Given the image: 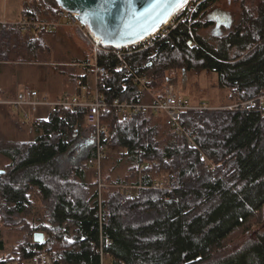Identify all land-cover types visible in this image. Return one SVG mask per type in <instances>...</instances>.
Here are the masks:
<instances>
[{
  "label": "trees",
  "instance_id": "16d2710c",
  "mask_svg": "<svg viewBox=\"0 0 264 264\" xmlns=\"http://www.w3.org/2000/svg\"><path fill=\"white\" fill-rule=\"evenodd\" d=\"M209 5L196 7L191 20L186 15L176 22L177 13L165 37L125 60L149 79L158 95L170 74L207 70L217 74L230 101L253 99L264 91V0L245 7L233 30L215 43L199 33L209 26L201 20ZM58 10L54 0H22L19 16L55 19ZM47 32L0 28V60H9L10 53L32 52L37 36ZM95 58L106 69L98 86L106 101L145 100L128 71L117 69L111 50ZM93 60L94 55L81 61L86 72ZM19 90L0 94V99H14ZM85 114L84 108L49 110L45 118L32 119L37 132L33 140L1 149L10 163L0 169V221L20 227L25 236L2 254L0 264L23 263L39 252L60 264L99 263L91 249L99 237L97 172L87 164L95 154L94 130ZM180 120L193 143L177 139L161 113L138 114L123 122L113 108L101 111L106 148H119L115 161L130 164L124 176H102L103 230L111 239L108 264H264V234L253 231L241 247L233 246L263 219L264 115L242 109L188 110ZM202 156L214 164L213 170ZM111 158L105 152L101 171ZM155 160L159 171L172 167L178 172V189L143 188L130 200L113 186L136 183L146 162L150 165L142 182L149 186ZM89 169L95 174L90 181ZM15 215L22 216L18 222L12 219ZM35 233L43 241H35Z\"/></svg>",
  "mask_w": 264,
  "mask_h": 264
},
{
  "label": "rangeland",
  "instance_id": "374dc122",
  "mask_svg": "<svg viewBox=\"0 0 264 264\" xmlns=\"http://www.w3.org/2000/svg\"><path fill=\"white\" fill-rule=\"evenodd\" d=\"M196 1L197 0H190V2L186 4V8H184L185 11H191L196 6ZM259 1L260 0L216 1L214 7H210L207 11L203 12L201 20L203 22H208L209 26L200 29L199 33L209 39L210 42L215 43L217 38L233 30L235 24L241 20L245 7L248 6L247 8H252V6ZM21 2L22 0H7L4 3V1L0 0V12L3 13V8L8 6L10 9L7 10V14H9L11 19H15L10 15H16V12H18L17 9L19 10L18 13H20ZM11 4H15L16 9H14ZM182 11L183 9L181 8L179 12ZM211 16H213V18ZM213 19L220 22L218 27L215 26ZM13 43L17 44V41ZM35 44L37 47H35L32 52L23 50L20 54L10 53L9 60H0V94H11L13 91H17L26 86L43 91L50 97H55L65 92L74 94L78 89L76 85L79 84L82 79H84L88 85L93 84L91 76L80 64L82 60L93 57L94 53L92 42L82 31L75 27L64 25L51 32L38 35ZM20 48L21 46L19 45L18 49ZM18 58L24 59L18 60ZM171 79L175 80L177 84H175L176 89L180 95L193 103L205 101L215 106L233 102L229 100V94L223 97L224 91L220 89L216 83L217 74L215 72L202 70L198 73H186V71H179L175 75L170 74L169 80ZM145 100H148V98L145 97ZM227 100H229V102H227ZM48 111V108L40 107L33 118H45ZM32 119L24 120L21 114L14 108L8 105H0V169L6 168L10 163V159L2 154V148L10 143L31 141L36 137L37 132L31 122ZM120 151L119 148L115 147L106 148L105 152L110 155L112 154L113 158L104 162L107 164V170H105V165L103 171H100L101 177L107 173L113 178L127 174L130 164L126 160H120L119 162L115 161ZM109 167L112 168L108 170ZM152 174L156 175V173ZM94 175L93 171H91L90 174L86 172V179L90 181ZM96 175L98 178V173ZM139 179L140 174L138 172V180ZM137 183L138 181L134 184ZM132 184V182L125 183V185ZM20 217L22 216L15 215L12 219L14 222H18ZM0 219L2 218L0 217ZM253 231V235H255V233L264 234V210L262 222L258 225H254L252 230L246 235H240L235 243H233V246L236 248L241 247L243 242L252 236L250 234ZM24 236L25 232L20 227L0 221V239L5 243V252H8V250L10 251L12 247L21 242ZM41 239L40 241H43V235ZM5 252L0 251V256L5 254Z\"/></svg>",
  "mask_w": 264,
  "mask_h": 264
},
{
  "label": "built area",
  "instance_id": "2783aa9c",
  "mask_svg": "<svg viewBox=\"0 0 264 264\" xmlns=\"http://www.w3.org/2000/svg\"><path fill=\"white\" fill-rule=\"evenodd\" d=\"M5 1V0H3ZM190 2V0H189ZM197 5L191 11H185L186 5L182 7L183 11L178 12L180 17L177 20L183 19L186 15L191 20L192 13L196 9ZM175 16L171 18L164 26L155 31L150 36H147L143 40H139L136 43L125 45L122 47H107L100 43L95 42L88 27L81 22L76 13L59 8L55 19H38L33 15L18 16L15 19H11L7 14H0V28L9 26L12 29L19 30L21 32H36L40 30L52 31L61 26H72L82 31L92 42L94 50V60L91 67L88 70V74L93 80L92 85H88L87 82L80 83L77 91L74 94L62 93L56 97H49L46 94H41L39 91L33 88H22L18 91L14 99L3 100L0 99V105H8L13 107L23 117L24 120L32 119L33 115L38 111L40 107H46L49 110L56 108H67L75 110L77 108H84L86 110L85 119L88 124L93 127V143L95 148V154L93 157L87 160V164L90 167L96 169L98 173L97 178V192H98V241L91 247L93 253L98 256V264H108L107 257L109 253L106 250L107 245L111 243V239L108 234L103 230V216H102V189L104 183L101 180L100 175L102 163L105 158L106 145L103 142V136L106 131V127L101 121V111L105 108L111 107L119 115V118L123 122L129 121L134 115L149 114V113H161L164 117L165 124L172 130L177 139H185L190 143H193L191 136L186 131L181 123L180 115L183 111L190 110H212V109H229V110H254L264 115V91H261L257 97L250 100H234L233 102L216 107L208 104L205 101L193 103L187 98L181 96L176 85L167 81L164 85L162 93L158 95L151 87L149 79L140 75L132 70L125 60V56L131 54L137 50H141L152 45L154 42L162 39L172 28V22ZM112 51L118 59V70H127L128 75L137 88L144 92V95L148 100L144 101H130L120 100L117 98L111 101H106L98 90L99 85H103V74L106 73L104 66L99 65L96 62V54L100 51ZM91 89V94L87 91ZM143 153V150H140ZM206 160L211 170L214 169V164L207 160L205 156H202L200 160ZM155 166L154 172L156 175L149 186H146L142 182L143 173L148 170L150 163L146 162L140 165L139 174L140 179L137 184L132 185H113L120 188L124 195L133 200L138 196L139 192L143 188H151L154 190L171 192L179 188L178 172L169 167L168 171L162 172L158 170L160 162L155 160L152 163ZM167 164H170L167 161ZM5 264H60L55 263L50 254L46 252H39L33 255L23 263L9 262Z\"/></svg>",
  "mask_w": 264,
  "mask_h": 264
},
{
  "label": "water",
  "instance_id": "95a60500",
  "mask_svg": "<svg viewBox=\"0 0 264 264\" xmlns=\"http://www.w3.org/2000/svg\"><path fill=\"white\" fill-rule=\"evenodd\" d=\"M59 8L76 13L89 29L92 39L107 47H122L143 40L164 26L179 10L176 0H160L161 8L146 13L155 0H54ZM165 5H169L159 18ZM143 14V15H142ZM35 233V241L42 240Z\"/></svg>",
  "mask_w": 264,
  "mask_h": 264
},
{
  "label": "crops",
  "instance_id": "0c3cea01",
  "mask_svg": "<svg viewBox=\"0 0 264 264\" xmlns=\"http://www.w3.org/2000/svg\"><path fill=\"white\" fill-rule=\"evenodd\" d=\"M3 1V0H2ZM7 0H5L4 1V3L6 2ZM12 5V7H14V9H16V5L15 4H11ZM5 7V6H4ZM3 9H4V11H3ZM2 9V11H3V13L4 14H7V10L8 9H10V8H8V6L6 7V8H3ZM209 8H207L205 11H207ZM17 11L19 12V10L17 9ZM204 11V12H205ZM18 12H16L17 14L16 15H14V16H12V15H10L11 17H14V18H17L18 16H19V13ZM0 14H2L1 12H0ZM212 15H215V14H212ZM7 16L9 17V14H7ZM212 18H213V16H211ZM10 18V17H9ZM226 18V17H225ZM214 20V19H213ZM214 24H215V26L216 27H218L219 26V24H220V22L219 21H216V20H214ZM185 77V76H184ZM175 79V78H174ZM168 81L169 82H172V83H174V84H176V82H175V80H173V79H171V80H169L168 79ZM217 85H218V76H217ZM177 85V84H176ZM218 87L220 88V89H222L223 91H224V96L223 97H226L228 94H229V92H228V89H226V88H222V87H220L219 85H218ZM178 91V90H177ZM179 93V92H178ZM43 94H46V95H48L47 93H43ZM62 94V93H61ZM180 94V93H179ZM49 96V95H48ZM58 96V95H57ZM50 97V96H49ZM56 97V96H55ZM230 100V99H229ZM229 100H227V102H229ZM211 105H213V104H211ZM222 105H226V104H221V105H215L216 107H219V106H222ZM35 115V114H34ZM34 115H33V117H34ZM32 117V118H33ZM91 171H93V169H89V170H87V173L88 174H90L91 173ZM154 176V175H153ZM43 239H44V236H43ZM6 250H4V252H5ZM8 252H9V250H8ZM8 252H5V254L6 253H8ZM2 256V255H1ZM0 256V257H1ZM107 262L109 263L110 262V256L109 257H107Z\"/></svg>",
  "mask_w": 264,
  "mask_h": 264
},
{
  "label": "snow or ice",
  "instance_id": "6c2138e0",
  "mask_svg": "<svg viewBox=\"0 0 264 264\" xmlns=\"http://www.w3.org/2000/svg\"><path fill=\"white\" fill-rule=\"evenodd\" d=\"M57 2H60V0H57ZM186 3V0H176V3L174 5L175 8H180L183 4ZM167 7H170L169 5H165L161 12H159L157 14V17H155L154 19L159 18L160 15H163L164 12L166 11ZM157 8H161V4H160V0H155V2L151 5L150 9H146V13L151 14V12ZM143 15V14H142Z\"/></svg>",
  "mask_w": 264,
  "mask_h": 264
},
{
  "label": "flooded vegetation",
  "instance_id": "af4514ba",
  "mask_svg": "<svg viewBox=\"0 0 264 264\" xmlns=\"http://www.w3.org/2000/svg\"><path fill=\"white\" fill-rule=\"evenodd\" d=\"M216 1H218V0H197L195 5H197V7H198L203 2H210V5L208 6V8H210V7L212 8V7H214V4L216 3Z\"/></svg>",
  "mask_w": 264,
  "mask_h": 264
}]
</instances>
